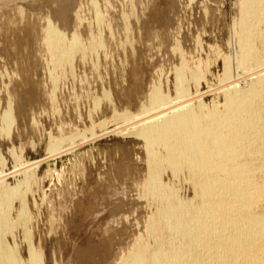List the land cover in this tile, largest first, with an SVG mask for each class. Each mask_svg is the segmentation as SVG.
<instances>
[{
    "label": "rangeland",
    "instance_id": "1",
    "mask_svg": "<svg viewBox=\"0 0 264 264\" xmlns=\"http://www.w3.org/2000/svg\"><path fill=\"white\" fill-rule=\"evenodd\" d=\"M19 1L12 3L22 8L19 16L11 3H0V173L48 159L54 138L87 133L100 123L110 128L116 110L138 114L155 83L170 93L179 52L181 59L195 60L194 65L189 60L191 66L209 63L200 89L215 87L225 63L232 71L227 78L239 73L240 0ZM91 3L104 19L101 25L94 23ZM48 22L68 41L79 36L88 44L94 35L103 48L54 67L42 40ZM202 100L209 104L211 98ZM8 108L14 124L3 133ZM141 143L131 136H103L38 164L26 184L23 177L6 179L2 187L19 185V190L4 207L10 231L3 245L21 264H29L30 243L43 264H114L136 234L133 224L146 213Z\"/></svg>",
    "mask_w": 264,
    "mask_h": 264
},
{
    "label": "bare ground",
    "instance_id": "2",
    "mask_svg": "<svg viewBox=\"0 0 264 264\" xmlns=\"http://www.w3.org/2000/svg\"><path fill=\"white\" fill-rule=\"evenodd\" d=\"M17 1L0 3L7 7ZM21 9L13 10L19 16ZM238 9L237 75L227 78L232 71L225 63V75L215 87L200 89L210 59L206 66L204 60L191 66V59H181L179 52L181 62L172 71L170 93L164 92L161 82L155 83L138 114L116 110L110 128L100 123L87 133L54 138L45 155L48 159L0 173V264H21L3 245L10 231L4 207L19 190V185L2 187L5 180L23 177L26 184V175L38 164L113 135L141 141L146 166L141 207L146 213L134 224L130 220L136 234L125 252L116 253L114 264H264V0H240ZM94 14V23L101 25L104 19L97 7ZM46 24L42 40L54 67L71 64L78 53L103 48L93 33L88 44L79 36L68 41L55 25ZM242 83H247L245 88H240ZM205 95L211 98L209 104L202 100ZM2 117L7 133L14 124L13 110L8 108ZM27 249L29 264H43L42 254L31 243Z\"/></svg>",
    "mask_w": 264,
    "mask_h": 264
}]
</instances>
